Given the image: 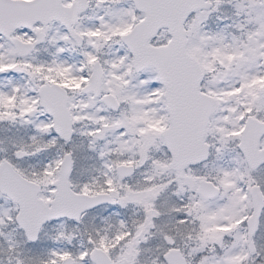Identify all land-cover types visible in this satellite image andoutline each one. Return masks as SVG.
Instances as JSON below:
<instances>
[{
  "label": "snow or ice",
  "instance_id": "obj_1",
  "mask_svg": "<svg viewBox=\"0 0 264 264\" xmlns=\"http://www.w3.org/2000/svg\"><path fill=\"white\" fill-rule=\"evenodd\" d=\"M0 264H264V0H0Z\"/></svg>",
  "mask_w": 264,
  "mask_h": 264
}]
</instances>
